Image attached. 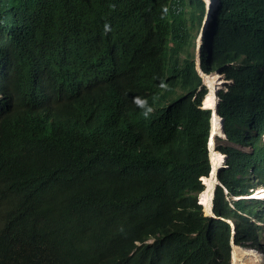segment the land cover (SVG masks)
Returning a JSON list of instances; mask_svg holds the SVG:
<instances>
[{"label":"trees","instance_id":"16d2710c","mask_svg":"<svg viewBox=\"0 0 264 264\" xmlns=\"http://www.w3.org/2000/svg\"><path fill=\"white\" fill-rule=\"evenodd\" d=\"M204 14L203 0H0L5 95L38 83L44 96L54 63L82 71L85 88L105 81L102 97L116 112L143 117L119 139L90 133L70 146L54 126L33 128L29 136L39 142L22 168L0 147V264H228L226 225L196 203L207 172L196 124L207 116L191 103L186 120L179 102L198 84L194 42ZM199 59L205 73L239 59L248 67L262 62L264 0H216ZM249 113L252 143L264 133V101ZM262 165L255 173L264 185ZM232 204L235 243L264 254V226L247 217L264 222V210Z\"/></svg>","mask_w":264,"mask_h":264},{"label":"clouds","instance_id":"9594fccd","mask_svg":"<svg viewBox=\"0 0 264 264\" xmlns=\"http://www.w3.org/2000/svg\"><path fill=\"white\" fill-rule=\"evenodd\" d=\"M68 5L74 4L77 0H63ZM205 14L202 20L201 28L203 25L204 18L206 17L207 12V2H205ZM216 4V0H214ZM214 4V7H215ZM214 10V8H213ZM213 13V11H212ZM211 13V16H212ZM211 16L205 26L204 33L207 29L208 23L210 22ZM200 28V31H201ZM105 29L108 30V26H105ZM197 35L194 42V69L198 77V84L193 88L192 97L184 98L183 93L179 100L180 102V111L183 114L184 112L189 115L187 108L189 104H194L197 109L205 113L207 116L206 124H204L205 131L202 133L201 144L205 151L206 161H207V172L204 176L200 178V182L203 186V189L196 195V203L201 206V211L203 216L211 217L217 219L228 226L227 231V242L229 247V262L232 263L233 258V247H241L246 249L243 246H239L235 243V233L236 226L234 221L229 217V210L233 207L232 202L237 200L249 201L251 203H258L260 196H257L255 192L262 191L264 185L259 182V179L255 173V168H263L262 163H264V133L260 136H256V140L252 143L249 142V134H246L245 127L247 125L250 109L251 107L260 101H264V83L262 87L252 88L254 95L248 98H239L238 96L232 95L234 87L236 86L235 80L227 76L228 70L234 66L236 67V72L241 68V64H246V62L239 59L229 64V67L226 70H213L209 73L202 71L200 67V49L202 45V40L200 43V49L198 54V61L196 59V49L197 41L200 35ZM264 59L255 67L249 68H258ZM247 66V64H246ZM248 67V66H247ZM52 78L51 86L45 95H40L37 93L38 90L42 88L38 83H34L31 89H28L26 86H19L17 90L10 89V95H5L0 90V147H4L8 153V157L14 165L25 166L28 159V155L33 145L36 144V140L39 142V137L35 135L34 137L29 136V131L34 128V131L37 129L43 130L47 125L56 127L62 136V144L64 146H70L74 143H77L85 136H90L91 134L98 135V137H108L112 136L116 139L120 138V135L128 130L129 128L133 131L137 130L138 125L142 123L143 117L142 114L137 113V119L131 117L132 113L130 110L124 107V110L119 109L116 112L115 107L110 104L105 96L102 95L108 92V87L105 86L106 82L102 80H97L91 82L85 88V81L87 80L86 75L80 70H63L58 67L56 64H52ZM217 73L224 75V80H231L232 83L216 84L217 87H223V89H216V96L208 98L209 103L213 104L215 113L214 116L213 108H204V99L208 97L211 88L209 85V78L214 76ZM264 74V71H261ZM118 76L114 74V82L117 80ZM85 89V94L80 98L68 96L81 95ZM210 89V90H209ZM222 96H225L223 98ZM134 102L138 103L139 106H143L145 102L137 100ZM208 103V104H209ZM136 105V104H134ZM220 106L223 111H229L232 108H244V115L239 118L235 125L237 132L240 136L238 137L239 141L228 140L227 133L225 132L226 124L225 119L221 116ZM212 114V115H211ZM101 115H109L108 118L103 120ZM127 115L131 125H126ZM99 119V120H98ZM95 127L92 129L91 125L96 122ZM220 124L218 129H215V133L210 132V127L216 126V123ZM219 130V133L218 131ZM222 134V135H221ZM210 135H212L213 144L210 145ZM258 146V147H257ZM226 149V150H223ZM254 155V160L251 162L248 159V155ZM210 158L216 159L218 166L216 168L215 179L218 178L219 183L215 184L212 180V196L210 200L211 215L205 214V204L200 203L199 195L206 191V182L211 181V174L213 169L210 167ZM220 162V163H219ZM233 167L237 170L236 177L237 181L233 184H226L222 181L223 174L225 171L230 170L232 164ZM224 166L221 168V166ZM220 166V167H219ZM219 184V185H218ZM244 187L243 190L240 187ZM232 188H236L239 192L233 194L231 192ZM217 191L221 193L224 197V200L228 205V215L226 217L222 216L218 212V202H217ZM224 192V193H223ZM260 205V204H259ZM261 207L260 213L264 210V206ZM4 207L3 203H0V224L3 223L4 218ZM222 216V217H221ZM250 218V221L256 227H263L264 222L260 219L259 216H247ZM225 218V220H224ZM264 234V231L262 232ZM230 243V245H229ZM241 250V249H239ZM257 251V250H255ZM258 253H263L257 251ZM7 258L10 256L7 255ZM6 264H11V260H7ZM49 264H53L52 261Z\"/></svg>","mask_w":264,"mask_h":264},{"label":"rangeland","instance_id":"374dc122","mask_svg":"<svg viewBox=\"0 0 264 264\" xmlns=\"http://www.w3.org/2000/svg\"><path fill=\"white\" fill-rule=\"evenodd\" d=\"M203 1L208 2V0H203ZM240 66L241 68L237 72H236L237 68L232 66L228 70L227 76L235 80L236 82V86L234 87V91L232 92V95L245 99L255 94L252 88L262 87L264 83V74H262L261 71H264V63H262L258 68H249L246 66V64H241ZM192 90L193 88L184 91L183 97L184 98H189V96L192 97L193 95ZM222 97L225 98V96H222ZM220 109H221L220 114L225 119V124H226L225 132L227 133L228 140L239 141L238 137L240 136V134L239 132H237L235 125H234L237 120V115L235 113L232 114L233 111L231 110H229L228 112L223 111L221 106H220ZM183 117L186 120H189V116L185 112L183 113ZM206 123L207 122H205L204 124ZM204 124L202 125L196 124L198 133L201 134L203 133V131H205ZM223 150H226V149H223ZM233 165H234V162L230 170L225 171V174H223V177H222V181L226 182L227 185L233 184L237 181V177H236L237 170L233 167ZM217 202H218V212L222 216L226 217L228 215V205H227V202L224 200V197L221 195L219 191H217ZM226 228L228 229V226H226ZM238 249H241V251H245L248 253L254 252V254L256 255V258L254 255L243 256L244 262L246 264H254V262L255 264H264V256L258 253L257 251L255 250L252 251L251 249L249 250L246 248L242 249L241 247H239Z\"/></svg>","mask_w":264,"mask_h":264},{"label":"bare ground","instance_id":"6f19581e","mask_svg":"<svg viewBox=\"0 0 264 264\" xmlns=\"http://www.w3.org/2000/svg\"><path fill=\"white\" fill-rule=\"evenodd\" d=\"M209 85H210V88H211V92H209V95H208V97L207 98H205L204 99V108L206 109V108H209V106H210V110L213 108V113H214V116H216L217 114L215 113V109H214V107H213V104H211V103H209V99L208 98H211V97H215L216 96V92H215V90L216 89H223L224 90V88L221 86V87H217L216 86V84H224V83H232V81L231 80H227V81H225L224 80V75H222L221 73H217V74H215L214 76H212L211 78H209ZM209 103V104H208ZM243 109L244 108H238L237 109V107H236V109H231V111H233L232 112V114H236L237 115V120L239 119V118H241V116H243L244 115V113H243ZM212 115V114H211ZM236 120V121H237ZM220 126V124L218 123V121H217V123H216V126H213V127H210V132H213V133H215V129H218V127ZM216 131H218V133H219V130H216ZM222 135V134H221ZM209 140H210V145H212L213 144V139H212V135H210V138H209ZM220 163V162H219ZM217 166H218V163H216V159H214V158H210V167H209V169L211 170V169H213V171H212V174H211V181L209 182V184H208V182H206L205 181V183H206V191L205 192H203V193H201L200 195H199V200H200V203H202L201 202V199H203L204 200V203H205V205H206V208H205V210H204V212H205V214H210L211 215V208H210V200H211V194H212V180H213V182L215 183V184H217V183H219V181H218V178H216L215 179V172H216V168H217ZM220 167V166H219ZM222 167H224L223 165L221 166V168ZM220 184V183H219ZM218 184V185H219ZM224 193V192H223ZM255 194L257 195V196H260L259 197V199H258V202H259V204L260 205H264V189L262 190V191H259V192H255ZM203 204V203H202ZM222 217V216H221ZM224 220H225V218H224ZM232 247H233V258H232V263L231 264H246L245 262H244V258H243V256H245V255H254L255 256V258H256V255L254 254V252H252V253H248V252H245V251H241V250H239L238 248H236L234 245H232ZM259 255V254H258ZM248 257V256H247ZM252 258V257H251ZM258 259V258H257ZM254 264H255V262H254Z\"/></svg>","mask_w":264,"mask_h":264},{"label":"water","instance_id":"95a60500","mask_svg":"<svg viewBox=\"0 0 264 264\" xmlns=\"http://www.w3.org/2000/svg\"><path fill=\"white\" fill-rule=\"evenodd\" d=\"M207 12H206V17L204 18V21H203V25H202V28H201V31H200V35H199V38H198V41H197V49H196V59L198 61V54H199V49H200V43H201V40H202V35H203V32H204V29H205V26L211 16V13L213 11V8H214V0H208L207 2Z\"/></svg>","mask_w":264,"mask_h":264},{"label":"built area","instance_id":"2783aa9c","mask_svg":"<svg viewBox=\"0 0 264 264\" xmlns=\"http://www.w3.org/2000/svg\"><path fill=\"white\" fill-rule=\"evenodd\" d=\"M210 90V89H209Z\"/></svg>","mask_w":264,"mask_h":264}]
</instances>
